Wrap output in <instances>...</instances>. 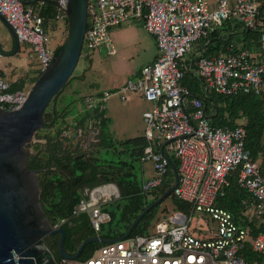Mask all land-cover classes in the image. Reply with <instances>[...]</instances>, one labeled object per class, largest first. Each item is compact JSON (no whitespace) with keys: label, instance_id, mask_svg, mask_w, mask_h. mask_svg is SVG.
<instances>
[{"label":"built area","instance_id":"1","mask_svg":"<svg viewBox=\"0 0 264 264\" xmlns=\"http://www.w3.org/2000/svg\"><path fill=\"white\" fill-rule=\"evenodd\" d=\"M48 2L51 16L47 19L43 13ZM67 3L68 0H0V16L11 25L18 43L30 47L40 73L54 58L44 26L48 21L67 22ZM258 17L255 0H87L84 56L99 48L114 55L110 30L129 19L141 21L145 32L154 38L155 61L142 66L134 80L128 79L120 88L121 92H138L152 103V108L142 114L146 145L140 158L151 162L152 174L142 179L141 190L150 192L165 182L169 157L173 156L178 182L172 194L190 204L191 209L188 215L180 212L171 217L173 226L160 223L147 234L106 243L83 259L61 258L60 264H248L244 256L247 244L253 252L264 255V233L251 236L250 227L234 220L230 212L216 204L234 176L236 185L250 198L242 201L239 216L264 224V169L244 148L243 124L234 128L212 124L202 98L192 95L190 88L181 83L191 71L203 90V98L208 93L232 97L263 92L264 22H258ZM224 27L231 33L258 32L260 49L238 50L229 44L225 52L214 56L188 57L195 44ZM64 31L65 28L61 32ZM26 96V90L11 92L8 80L0 76V108L16 110ZM98 101L99 110L104 109L105 98ZM93 102L86 99L90 107ZM92 123L98 121H89L87 134L97 129ZM78 127L77 142L86 143L87 134L82 135ZM118 197L114 183L87 188L71 212L86 214L91 229L98 234L101 226L110 221L103 206ZM195 212L215 223V229L204 237L188 231ZM64 221L53 227L59 228Z\"/></svg>","mask_w":264,"mask_h":264},{"label":"trees","instance_id":"2","mask_svg":"<svg viewBox=\"0 0 264 264\" xmlns=\"http://www.w3.org/2000/svg\"><path fill=\"white\" fill-rule=\"evenodd\" d=\"M255 1L258 4L259 10L258 22H264V0ZM48 3L49 4L43 13L47 19L51 16V3ZM252 33L256 36L253 37ZM258 39V32L256 31L242 30L241 32L231 33L225 27L218 28L205 40L199 41L203 42L200 46H204L206 49V51L200 55L210 57L225 52V48L229 44H234L235 49L238 50H259L260 41ZM61 48L62 43L55 49L54 57L59 53ZM92 54L93 53L84 56L85 59L90 62ZM194 77L195 75L193 72L190 71L186 73L181 81L182 85L189 87L192 95L202 98V101L206 106V112L208 117L211 118L212 124L217 126H227L229 128H234L239 124H243L246 134L244 148L249 152L252 159L257 162L259 168L263 170L264 91L257 95L239 94L232 97L208 93L205 99L203 98V92L199 91L200 88L197 86L196 77ZM18 89L19 84L13 83L10 85L11 92L17 91ZM60 92L61 90L58 94ZM58 94L52 99L51 103H53V107L49 120L46 119V112L44 113V129L53 125L56 118L60 116L63 117L66 113V106H63L61 112H58L56 109V98ZM209 104L212 107L210 108V113H208L210 107ZM86 119L92 122L95 120L98 121L96 124L92 123V126H97L99 128V145H102L105 149L110 148L112 140H108V137L103 130V127H107L110 119L105 116L104 109L98 110L94 117L87 114L79 121L78 125L82 126ZM60 133L59 130L54 132L53 137H40L37 132L35 138L43 140L44 142L38 141L30 145L33 153L30 154L28 163L31 169L37 170L40 185L39 201L45 211L46 218L52 225L65 219L60 228L65 231L63 248L68 255H72L84 239L95 236V233L90 227L87 215H73L71 212L73 206L83 196V191L85 189L93 188L104 183H114L119 191V197L115 200H119L121 197L132 199L135 196L146 199L148 195H152L154 196L153 199H157L172 185L173 174L170 168H168L165 182L150 192L143 193L141 187H138L131 182L130 177L132 176L133 162L139 161L146 145L143 136L140 138L119 141L118 144H120L122 149H120V151L115 149L116 156L119 158L118 162L106 164L102 159L100 161L97 159L94 162H91L90 159H86L85 153L78 150L79 143L77 142L74 146L71 139H62ZM62 140L66 141L64 142ZM123 150L128 153L127 156H125L127 159H124V156H122V154H124ZM169 160L174 164L175 169L177 170L176 159L173 156H170ZM55 171L57 174H54L56 173ZM51 172L53 174H51ZM58 172L61 174L58 175ZM40 175H42V178ZM168 177L170 178L168 179ZM171 197L181 213L187 215L190 212V204L178 200L172 193ZM247 199H250L249 195L236 185L234 176H232L230 178L229 186L225 189L224 196L217 198L216 204L218 207L230 212L234 217V220H240L242 223L246 222L251 229V236H255L260 232L264 233V224H258L257 221L254 222V220L248 223L249 221L240 219L241 217L239 214L243 210L242 201ZM105 206L106 205L103 206L102 210L107 212ZM145 208L146 204L142 200L141 202L136 201V203H131L129 206L126 205L122 209L121 219L125 222V231ZM153 215L154 208L141 218L130 236L147 234L149 223L152 220ZM111 221L112 218L108 223ZM86 231L87 233H85ZM45 239H48L56 247L57 251L54 253L52 252L51 245L47 246L54 255L56 262L60 264L61 257L58 250L60 235L47 236ZM103 245L105 244H88L83 249L78 259L88 257L95 249L100 248ZM244 256L248 264H264V255L253 252L250 244L246 245Z\"/></svg>","mask_w":264,"mask_h":264},{"label":"water","instance_id":"3","mask_svg":"<svg viewBox=\"0 0 264 264\" xmlns=\"http://www.w3.org/2000/svg\"><path fill=\"white\" fill-rule=\"evenodd\" d=\"M66 16L67 30L62 48L28 89L25 101L16 110L0 108V264H58L44 241L45 237L57 234L60 235L59 255L69 260L78 259L90 243L106 244L122 240L131 235L145 214L171 195L178 182L175 166L169 161L173 185L148 205L122 236L115 239L91 236L84 239L72 255L64 251L65 231L60 227L54 228L46 218L39 201L37 170L31 169L28 161L32 154L30 145L44 142L35 136L44 129L47 107L69 81L80 59L87 29V0H68ZM0 19L9 30L12 40V50L5 53L0 47V54L14 55L19 49L15 31L2 16ZM97 135L99 128L90 130L86 145L89 146L90 141L93 144L99 141L96 140Z\"/></svg>","mask_w":264,"mask_h":264},{"label":"rangeland","instance_id":"4","mask_svg":"<svg viewBox=\"0 0 264 264\" xmlns=\"http://www.w3.org/2000/svg\"><path fill=\"white\" fill-rule=\"evenodd\" d=\"M66 23L62 21H48L44 26L49 37L48 46L52 52H54L61 43L63 44L65 40L66 31H61L65 28V26L67 30ZM132 23L133 20L129 19L125 24L121 26L129 25ZM141 35L143 37L146 36L144 33H142ZM252 36L255 37L256 35L252 33ZM11 46L12 42L10 32L0 19V47L5 48V50H3L5 53H9L11 50ZM22 50L25 52V57H30V55L32 54L30 47L27 45L22 46ZM84 53L85 49H82L78 64L73 72V75L71 76L72 78H70L69 81L63 86L61 92L56 98L57 111L61 112L63 106H66V113L63 117L60 116L56 118L53 125H51L50 127L39 130L38 136L53 137L54 132L60 130V137L62 139H71L72 144L75 146V144L77 143V137L75 133H78V131L76 130L77 128H79L78 126H80L78 125L79 121L87 114L94 117L96 111L99 110L101 105V102L98 101V99L105 98V101H103L102 104L105 116H107L110 120L107 127H103V130L105 135L108 137V140H112L111 147L105 149L102 145H99V141H95L94 144L93 141H90L89 146L86 145L87 143L80 141L78 150L85 153L86 159H90L91 162H94L97 159L98 161H100L102 159L106 164L116 163L118 162L119 158H117L116 156L115 149L117 151H120V149H122L118 142L127 139L140 138L143 136L145 124L143 122L142 114L152 108V103L145 101L138 92L120 91L121 86H123L128 79L134 80L135 76H130V73H128L127 75L121 74L120 72L116 73L115 75L112 74V71L109 74L108 68L94 69L90 66V62L85 59ZM12 56L13 55L8 56L0 54V67L6 66L7 62H9L10 60L9 58ZM148 59L149 54L147 52L140 51L138 57H135L133 61V69H137L139 65H141V63L147 61ZM105 60L109 63V59H104V61ZM8 66L9 65H7L6 67ZM19 70H22V68H20ZM37 74L38 73H35L30 77L34 78V76H37ZM126 78L128 79L126 80ZM124 80L126 81L124 82ZM115 81H119L121 83V86L118 87ZM123 96L125 97L124 100H122ZM87 98H91L94 100V102L92 103V107L87 105ZM209 106L210 107L208 113H210V108H212L210 104ZM52 107L53 103L49 104V106L47 107L48 109L45 111L46 119L48 120L51 116ZM88 124L89 120L86 119L85 123L80 126L82 128V135L86 136L87 131L85 127H88ZM96 137L98 139V135ZM82 138L83 136L80 139ZM62 141L65 142L66 140ZM30 150L33 153L31 147ZM123 153L124 154H122V156H124V159H127V157L125 156H127L128 153L125 152V150H123ZM51 174L53 173L51 172ZM54 174H57V172ZM60 174L61 173L58 172V175ZM151 174V162H142L141 159H139V161L133 162L132 176L130 177V180L136 186L141 187L142 179L149 177ZM40 176L42 178V175ZM169 178L170 177H168V179ZM153 198L154 196L148 195L146 199L135 196L132 199L121 197L119 200H111V202L106 204L105 208L107 209V213H109V215L111 214L112 217L110 216V220L112 218V221L110 223H104L102 225L101 231L98 234H95V236L98 235L108 239H115L122 236L125 232V222L121 219L122 209L126 205L129 206L131 203H136V201L141 202L142 200L147 207L156 200ZM177 213H180V211L177 209V206L175 205L170 195L154 207V215L149 223L148 231L151 232L160 223H165L167 224V226L175 225L170 221V218ZM246 227H248L247 224ZM214 229L215 223L210 222L208 216L202 215L199 212H195L190 217L188 231L192 235L204 237L209 233L210 230ZM85 233H87V231ZM45 244H47L46 246L51 245L52 252L56 253V247L52 244V242H50L48 239H45Z\"/></svg>","mask_w":264,"mask_h":264},{"label":"crops","instance_id":"5","mask_svg":"<svg viewBox=\"0 0 264 264\" xmlns=\"http://www.w3.org/2000/svg\"><path fill=\"white\" fill-rule=\"evenodd\" d=\"M141 32L144 33L146 36L143 37L141 35L142 34ZM110 36L116 49L115 54L108 55L104 48H99L98 50L94 51L90 58V66L92 68L94 69L108 68L109 74L112 71V74L115 75L116 73L120 72L121 74L127 75L128 73H130V76H135L139 73L140 68L142 66L146 64H151L155 61L157 52H156V45L154 38L150 34L145 32V30L142 27L141 21L139 22L133 21L132 24L113 28L110 30ZM201 44H203V42H198L193 46V49L188 56L189 58L191 56L203 54L206 51L204 46L203 47L200 46ZM22 46L25 45L19 44V49L17 53L9 58L10 60L6 64V66L9 65L8 67L6 66L0 67V76L8 80L10 85L13 83L19 84L18 90L28 91V89L32 86V84L36 80V77L40 75V72L34 54H31L30 57L29 56L25 57L24 55L25 52L22 50ZM11 50H12V46H11ZM140 51L147 52L149 54V59L141 63V65H139L137 69H133V64H134L133 61L135 57H138ZM104 59H109V63L106 60L104 61ZM20 68H22V70H19ZM35 73H38L37 76H34V78L30 77ZM112 74H111V78H112ZM127 79L128 78H126V80ZM126 80H124V82ZM115 82L118 87L121 86V83L119 81H115ZM199 91L203 92L202 89H200ZM124 99L125 97L123 96L122 100ZM250 222L251 221H249L248 223ZM240 223L242 224L241 221ZM243 224H245L246 226V222Z\"/></svg>","mask_w":264,"mask_h":264},{"label":"bare ground","instance_id":"6","mask_svg":"<svg viewBox=\"0 0 264 264\" xmlns=\"http://www.w3.org/2000/svg\"><path fill=\"white\" fill-rule=\"evenodd\" d=\"M195 78V77H194ZM206 99V98H205ZM260 150V149H259ZM187 206V205H186ZM190 206V205H189Z\"/></svg>","mask_w":264,"mask_h":264},{"label":"flooded vegetation","instance_id":"7","mask_svg":"<svg viewBox=\"0 0 264 264\" xmlns=\"http://www.w3.org/2000/svg\"><path fill=\"white\" fill-rule=\"evenodd\" d=\"M53 257H54V255H53ZM55 259V258H54ZM56 260V259H55Z\"/></svg>","mask_w":264,"mask_h":264}]
</instances>
